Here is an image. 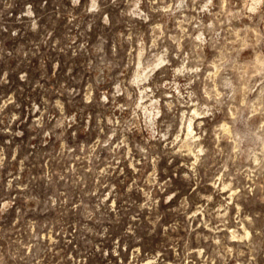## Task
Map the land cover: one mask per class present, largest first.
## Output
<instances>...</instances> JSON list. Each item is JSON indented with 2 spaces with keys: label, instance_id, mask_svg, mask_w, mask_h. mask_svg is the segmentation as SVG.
Listing matches in <instances>:
<instances>
[{
  "label": "rangeland",
  "instance_id": "obj_1",
  "mask_svg": "<svg viewBox=\"0 0 264 264\" xmlns=\"http://www.w3.org/2000/svg\"><path fill=\"white\" fill-rule=\"evenodd\" d=\"M0 264H264V0H0Z\"/></svg>",
  "mask_w": 264,
  "mask_h": 264
},
{
  "label": "bare ground",
  "instance_id": "obj_2",
  "mask_svg": "<svg viewBox=\"0 0 264 264\" xmlns=\"http://www.w3.org/2000/svg\"><path fill=\"white\" fill-rule=\"evenodd\" d=\"M151 111V110H150ZM151 114V113H150ZM149 114V115H150ZM148 115V114H147ZM191 127L188 125V127H187V131H186V137H184L185 139H184V144L187 146V148L189 149V147H190V139H188V136H189V134L191 133ZM192 134V133H191ZM191 137V136H190ZM194 141V140H193Z\"/></svg>",
  "mask_w": 264,
  "mask_h": 264
}]
</instances>
